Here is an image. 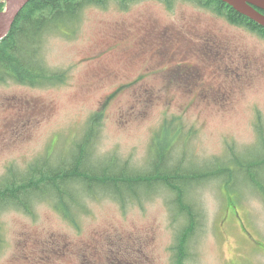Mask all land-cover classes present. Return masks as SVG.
Instances as JSON below:
<instances>
[{
  "label": "rangeland",
  "instance_id": "1",
  "mask_svg": "<svg viewBox=\"0 0 264 264\" xmlns=\"http://www.w3.org/2000/svg\"><path fill=\"white\" fill-rule=\"evenodd\" d=\"M43 58L63 82L0 83V177L46 152L65 154L97 111L96 157L114 153L141 170L165 120L182 128L193 164L226 158L228 146L240 154L260 147L264 39L190 0L89 5L75 35H46ZM235 176L232 188L217 178L192 190L204 216L185 264H264V192ZM170 199L160 193L125 208L88 200L76 225L47 201L32 214L5 209L0 264H173L183 221Z\"/></svg>",
  "mask_w": 264,
  "mask_h": 264
},
{
  "label": "trees",
  "instance_id": "2",
  "mask_svg": "<svg viewBox=\"0 0 264 264\" xmlns=\"http://www.w3.org/2000/svg\"><path fill=\"white\" fill-rule=\"evenodd\" d=\"M121 8L137 0H114ZM169 8L174 0H160ZM210 9L229 22L244 25L264 37V27L238 13L221 0H190ZM108 0H30L17 15L9 33L0 40V83L13 81L32 87L53 85L65 80L63 71L50 68L44 58L46 35H75L83 11L89 5L105 6ZM4 4H0V10ZM102 112L93 113L82 135L65 154L53 156L46 152L25 169L9 166L0 177V212L18 209L32 214L36 203L50 202L76 225L80 214L87 211L88 200L109 197L122 208L130 203L141 204L160 193H169L168 206L175 209L183 222L173 246L174 263L185 264L192 234L201 224L203 212L192 199V190L202 183L221 178L226 187L236 185V173L243 183L259 193L264 192V134L258 128L256 150L238 153L228 146L226 158H215L203 165L188 159V149L179 135L182 128L172 119L163 122L148 148L146 167L141 170L127 160L110 153L95 155ZM166 130L164 135L163 130ZM187 135H189L187 137ZM192 130L185 137L192 136ZM261 150V152H260ZM231 167L234 169L232 170ZM173 213L174 211L171 210ZM174 216V214H173Z\"/></svg>",
  "mask_w": 264,
  "mask_h": 264
},
{
  "label": "water",
  "instance_id": "3",
  "mask_svg": "<svg viewBox=\"0 0 264 264\" xmlns=\"http://www.w3.org/2000/svg\"><path fill=\"white\" fill-rule=\"evenodd\" d=\"M30 0H0V40L7 36L17 15ZM238 13L264 27V0H221Z\"/></svg>",
  "mask_w": 264,
  "mask_h": 264
},
{
  "label": "flooded vegetation",
  "instance_id": "4",
  "mask_svg": "<svg viewBox=\"0 0 264 264\" xmlns=\"http://www.w3.org/2000/svg\"><path fill=\"white\" fill-rule=\"evenodd\" d=\"M208 10H210V9H208ZM210 11H212V10H210ZM212 12H213V11H212ZM215 15L218 16V17L224 18V19L228 22V24H229L231 27H236V28H241V29L243 28V29H246L247 31L252 32L253 34L257 35L260 39H264L263 36H261V35L258 34L257 32L252 31V30H251L249 27H247V26H244V25H237V24L231 23V22H229L225 17L220 16V15H218V14H216V13H215Z\"/></svg>",
  "mask_w": 264,
  "mask_h": 264
}]
</instances>
